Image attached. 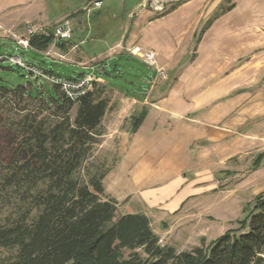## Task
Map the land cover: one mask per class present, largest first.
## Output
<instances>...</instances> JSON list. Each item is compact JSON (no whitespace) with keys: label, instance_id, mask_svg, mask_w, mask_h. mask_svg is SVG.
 Segmentation results:
<instances>
[{"label":"rangeland","instance_id":"obj_1","mask_svg":"<svg viewBox=\"0 0 264 264\" xmlns=\"http://www.w3.org/2000/svg\"><path fill=\"white\" fill-rule=\"evenodd\" d=\"M94 1L86 3L81 11L68 17L69 20L72 17L83 19L84 16L83 26L91 31L90 34L74 41L70 39V42L63 45L66 50L60 49L59 43H55L44 51L52 57L53 53L59 52L68 63L57 59L51 61L44 53L31 48L19 50L14 40L15 37L26 34V28L22 26L18 31L12 32L15 35L6 33L10 38L0 39V55L21 56L24 62L51 70L54 75L62 78L85 73L95 74L97 82L94 89L101 90L99 97L108 99V108L101 120L96 143L92 145L89 156L82 165L80 177H84L88 171H107L102 183L105 197L117 202L115 218L131 213L147 216L152 231L159 238L160 246L188 251L201 245L204 240V247L217 240L220 235L238 228L240 221L252 209L254 198L264 195V166L257 172L251 170L253 152L233 156L227 161L219 160L217 153L214 154L216 144H208L204 138L192 142L191 137L187 139L189 120L199 118L200 113L192 114L195 108L202 107L200 112L209 114L215 109L216 102L233 98L239 99L236 106L238 111L253 103L263 105L264 46L245 48L248 41L243 39L249 31L247 27L253 25L264 10V0H167L165 3L156 0V8L161 5L162 11L155 7L149 8L154 0H147L148 3L146 1L140 8L133 9L130 17L128 15L138 0H102L100 19H95L96 22L92 17L97 11L90 10ZM231 4L235 5L233 10L212 20ZM75 6L74 0H46L44 15L53 19L69 13ZM172 6L177 8L169 16L149 27H142L140 31L135 29L138 32L135 37L137 45L133 44L126 49L127 52L134 47L146 49L141 44L147 46V50L156 53V65L162 70L161 75L157 69L149 67L130 53H125L119 48V44L124 47L123 41L130 39L129 31L124 40L121 36L129 26L128 22L140 18L142 9L151 10L152 12H144L154 14L155 17ZM86 9L91 13H87ZM209 21H213V24L200 36ZM35 29L37 34L43 32ZM0 33L3 34L4 31L0 29ZM258 71L260 73L257 78L251 77ZM231 73L234 74L230 79ZM27 77L26 70L0 62L2 84L11 88L27 86ZM29 82L34 92L39 90L41 94L54 96L56 90L52 85L34 78H30ZM219 84L224 88L223 96L221 93L215 94L216 89H220ZM29 87L31 86L28 85L27 88ZM132 98L136 102L131 103ZM5 99L0 100V166L10 159L16 136L20 132L18 123L26 115L33 113L45 127H52L62 119L61 114L56 115L57 111L52 105L42 107L37 101L12 95H7ZM153 103L157 104L159 115L151 119L156 123V129L161 131L156 134V144L146 152L151 157L147 168L150 173L143 183L145 185L147 182V185L141 186L132 175L136 168L128 167L122 160L123 146L127 148L129 138L133 135L130 133L131 118L137 116L143 107L147 110V106ZM75 107L69 113L70 120L76 113ZM23 108L26 110L21 111ZM149 122L150 120L143 128V135L148 132ZM203 123L208 124L212 130L220 127L219 122L210 117L198 123V126ZM206 149L211 151V166L204 152ZM209 168H212L213 178L207 180L212 181L213 190L200 198L189 200L173 213L168 208L172 202L169 201L170 204L167 203L166 207L150 206V199L141 196V190L145 188L146 191L153 192L172 190L178 177L186 180L187 185L194 181H205L203 177L196 179L194 174H201ZM137 176L141 177L140 172ZM178 186L180 185L176 188H180ZM201 187L205 188L203 182ZM181 192H174L172 195L181 197ZM5 193L9 195L11 202L2 208V222L5 216L12 219L20 205L17 196L9 190L4 192L0 181V196ZM246 231L247 229L242 233ZM16 252V249L0 247V264L13 261ZM135 252L145 258L140 250ZM123 254L125 258H129L132 253L124 250Z\"/></svg>","mask_w":264,"mask_h":264},{"label":"trees","instance_id":"obj_2","mask_svg":"<svg viewBox=\"0 0 264 264\" xmlns=\"http://www.w3.org/2000/svg\"><path fill=\"white\" fill-rule=\"evenodd\" d=\"M176 8L172 6L155 18ZM234 8V4L226 6L212 20ZM211 24L209 21L200 36ZM53 30L30 35L31 49L46 51L54 43ZM26 81L29 89L0 82V100L12 95L37 101L42 107L52 105L62 119L45 127L33 113L26 115L18 123L20 132L10 159L0 166L2 189L20 199L17 214L12 219L3 217L2 222V208L11 201L6 193L0 196V247L17 250L7 264H264L263 194L254 198L238 228L214 242L203 247L202 240L188 251L160 246L147 216L131 213L115 218L117 202L105 197L102 183L107 171H88L80 177L108 108V99L99 97L101 90L93 88L77 102H70L57 87L53 86L56 91L52 97L34 92L30 79ZM74 106L76 113L70 120ZM147 114L143 107L131 118V134L137 132ZM263 160L262 152L252 160L251 170H257ZM124 250L132 253L129 258L124 257Z\"/></svg>","mask_w":264,"mask_h":264},{"label":"crops","instance_id":"obj_3","mask_svg":"<svg viewBox=\"0 0 264 264\" xmlns=\"http://www.w3.org/2000/svg\"><path fill=\"white\" fill-rule=\"evenodd\" d=\"M90 1L91 0H74L76 6L72 11H70L69 13H64L55 16V18L51 19L48 15L46 16L44 15L46 0H0V29L4 31L3 34L0 33V39L8 38V37L10 38V36L6 35V33L15 35L12 32L18 31V28H20V26L26 28V25H32L33 27H36L42 30L43 32L46 31L44 30V28L46 29L50 27L55 28V26L61 23L62 21L68 20L70 14L72 15L76 11H81L83 6ZM146 1L147 0H138L136 4L133 5L132 11L129 13L128 16L130 17V15L133 14L134 10L136 8H140L142 4H144ZM101 7H102V0H101ZM99 9H97L95 16L92 17L93 21L95 19H100L101 11ZM144 11L152 12L151 10L148 9L146 10L142 9L140 11L142 12L140 18L138 20H133V22H128L129 26L126 28L124 34H122L121 36V39L124 40L127 31H129L130 39H128L126 42L123 41L122 44L124 45V47L120 46L119 44V48L123 49L125 53H128L126 52V49L128 47H130L133 44L137 45L135 43L136 42L135 37L138 35L137 31H140L142 27L143 28L149 27L152 23H155L169 16L167 15L165 17L155 18L153 17L154 14L148 15ZM71 19L73 20V24H72L73 29L69 41L59 43L60 46H58L57 44V46L62 50L67 49L64 48L63 46L64 44H67L71 40L74 41V39L76 38H80V37L83 38V36L86 37L91 32L90 30H88L86 27L83 26V22H84L83 19H85L84 16L83 19L79 17L77 18L72 17ZM135 29L138 30L135 32ZM247 29L249 31L246 33L245 38L243 39V41L244 40L248 41V43L245 45V48L264 46V10L259 14L258 19L256 18L255 23L253 25L248 26ZM100 38L103 37L101 36ZM13 39L14 38L12 37L11 40ZM96 40L98 41L97 38ZM81 44H83V42H81ZM53 45L55 44L53 43ZM141 45L142 47H145L147 49V46H144L143 44ZM75 46L76 44L73 45L71 49H73ZM44 55L48 57L51 61H56L57 59L59 61L68 63L64 59L65 56H62V54H60L59 52L53 53V57L45 53ZM101 68H103L102 64H101ZM42 69L47 72H51V70H47L44 68ZM103 70L105 71V68H103ZM259 73L260 72L258 71L256 72L255 75L253 74L251 77L257 78ZM232 74L234 73L230 74L229 77L230 79ZM232 82L234 81L232 80ZM219 85H220V89L219 90L216 89L215 94L221 93V95L223 96L224 94L222 93V91L224 90V88L221 87V84ZM222 85L224 86L223 83ZM262 92L264 94V83L262 85ZM228 95L229 93L227 92V96ZM238 101L239 99L236 98L228 99V101L227 100L218 101L215 103L216 105L215 109L209 114H204L203 112H200L202 107L195 108L192 111V114L196 115L200 113L198 115L199 118H197L196 120L194 119L189 120L190 129L187 134V139L191 137L190 139L192 142L195 139L204 138V140H206L208 144L211 143H213V145L216 144L214 154L215 152L217 153L218 155L217 159L219 160L227 161L230 160V158L233 156L234 157L242 156L244 155L245 152L248 153L253 152L254 153L253 158L259 155L258 153H262V152L264 153V95H263L262 106L253 103L252 105L249 104L246 108L243 107L242 110L238 111L236 107ZM134 102H136V99L132 98L131 103ZM156 105L157 104L153 103V104H149V107L147 106L148 114L143 120L141 127L137 130L136 133H134L129 138L130 141L127 148L125 147V145L123 146L124 155L122 160L124 163L127 164L128 167L136 168L132 175L136 182L141 183V186L147 185V182L145 183V185H143V183L145 182V179H147V174L150 173V171H148L147 168L148 166H150L149 160L151 159V157L147 155L146 152L147 150L152 149V147L156 144L157 141L156 134L158 133V131H161L159 128L156 129L157 125L156 123L154 124L153 120L151 119V117L155 118L157 117V115H159L157 114ZM165 105L166 104H163V106ZM259 109H263V111H259ZM170 112L172 113L171 110ZM173 114H175V112ZM209 117L212 118L214 121L216 120L217 122H219L218 126L220 127H217V129L212 130L208 124L203 123L201 124V126H198V123H202V121L208 120ZM148 120H150L149 126L147 128L148 132H146L147 134L143 135V128L147 125L146 123ZM259 127H261L262 129H258ZM204 152H206V155L209 159V165L211 166V161H212L210 160L211 151L209 149H206L204 150ZM204 159L206 160V158ZM123 162H120V164H123ZM263 166L264 164L261 163L259 168L255 170V172H257L259 169H263ZM138 172H140L141 177L137 176ZM194 175L196 179L202 177L204 178L205 181L202 182L205 188L201 187L202 182L194 181V183L190 182L187 185L186 180L178 177L179 179L176 180L172 190H167L168 192H163V191L153 192V191H146L145 188L141 190L142 192L141 196L146 197L147 200L148 198L150 199L149 201L150 206L154 205L156 207H160L162 205L163 207H166L167 203L170 204V202H172L168 208L170 209V212L173 213L178 207L186 205L189 200L200 198V196L204 194L206 195V193L213 190L212 181L207 180L213 178L212 168H209L208 170L205 169L202 171L201 174L196 173ZM208 182L210 183L209 185L207 184ZM177 185H180L178 186L180 188H176ZM192 186H195L194 189H191ZM206 187H211V188L207 189ZM179 191L180 192L182 191L181 193H183L181 197H177V195L176 196L172 195L174 192L178 193ZM167 199L168 201H166Z\"/></svg>","mask_w":264,"mask_h":264},{"label":"built area","instance_id":"obj_4","mask_svg":"<svg viewBox=\"0 0 264 264\" xmlns=\"http://www.w3.org/2000/svg\"><path fill=\"white\" fill-rule=\"evenodd\" d=\"M167 0H161V3H165ZM148 3V1L146 2ZM157 6V1L154 0L151 3V7L154 9H160L162 11V6ZM101 7V0H95L90 10L97 11ZM90 10H85L87 13H91ZM73 20H64L58 25L55 26L53 30V41L55 43H62L69 41V38L72 34L73 29ZM36 27L32 25H26V34L21 37H15V42L17 44V48L19 50L25 51L30 47L29 45V37L30 35L36 34ZM133 57H137L143 63L148 65L149 67H153L157 69V72L162 75V70L156 65V53L152 50L140 49L139 47L131 48L127 51ZM0 62H7L9 66L16 65L17 67L24 69L28 72V77L26 80L30 78H34L36 80H43L44 82L57 87L60 94L63 98L68 101L77 102L81 98H83L87 93L91 92L96 85L97 78L93 73H85L81 76L71 77V78H62L58 75L51 74L43 69L37 68L36 66L26 63L23 61L21 56H1Z\"/></svg>","mask_w":264,"mask_h":264}]
</instances>
